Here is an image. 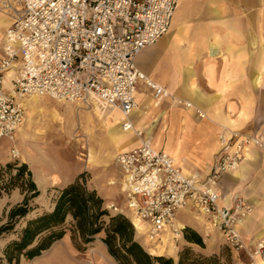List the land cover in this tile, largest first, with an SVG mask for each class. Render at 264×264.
I'll list each match as a JSON object with an SVG mask.
<instances>
[{"label":"built area","instance_id":"obj_1","mask_svg":"<svg viewBox=\"0 0 264 264\" xmlns=\"http://www.w3.org/2000/svg\"><path fill=\"white\" fill-rule=\"evenodd\" d=\"M177 2L0 0L2 9L16 12L0 48V139L14 142L24 121L22 100L33 96L85 108L97 101L125 117L136 108L139 81L156 103L169 98L162 86L138 70L135 58L169 31ZM12 69L15 76L4 93L5 75ZM197 115L201 117L198 111ZM124 128L129 129L130 124L126 122ZM135 135L139 144L117 154L115 162L125 209L142 226L145 239L159 243L176 214L192 207L207 218L231 248L244 251L235 227L249 208L240 200L232 209L220 206L222 195L217 183L223 173L238 168L248 148L261 147V141L240 131L231 132L226 140L220 138V150L211 170L200 182L196 175L183 173L167 153L154 149L141 132ZM10 155L17 159L19 152L13 147ZM104 209L113 214L121 212L113 203ZM171 234L176 241L182 236L178 228H171ZM246 254L248 261L244 264L264 259V237Z\"/></svg>","mask_w":264,"mask_h":264},{"label":"crops","instance_id":"obj_2","mask_svg":"<svg viewBox=\"0 0 264 264\" xmlns=\"http://www.w3.org/2000/svg\"><path fill=\"white\" fill-rule=\"evenodd\" d=\"M0 18L5 19L0 21L2 27H7L14 19L13 15L3 12ZM135 64L147 79L162 86L170 97L156 103L150 90L139 81L135 93L136 108L126 118L117 109L97 110L95 101L90 109L81 105L67 108L75 114L92 111V115L100 117L110 142H125L120 153L136 147L139 139L135 134L141 132V137L154 149L173 157L183 173L196 175L203 182L220 150V138L226 140L231 132L240 131L264 142V0H178L169 31L140 51ZM14 76L12 69L4 80L11 82ZM36 98L39 97L33 100ZM33 100L24 101L27 116L36 109H43L36 107L40 99L35 103ZM184 102L191 106L185 107ZM115 113L118 114V125L112 120ZM54 117L60 120L59 114ZM24 122L25 127L18 132V138L28 132L29 116ZM126 122L130 124L129 129L124 128ZM30 171L40 191L45 183L39 182L38 171ZM119 177L120 173L115 176V184L120 185ZM73 181L69 179L59 188ZM217 186L222 195L221 206L232 209L237 197L256 206L254 213L238 227L242 238L253 237L247 240L248 243L246 241L252 251L264 237V151L248 148L238 169L223 173ZM102 192L106 197L108 192ZM124 209V206L120 208V214L131 221V214ZM188 213L187 210L179 212L175 226L182 227L180 221H185L189 228L196 230ZM196 225L203 228L199 223ZM164 231L161 241L173 254L170 229ZM139 244L149 253L147 248L151 250L153 243L148 245L142 240ZM103 248L107 251L105 245ZM54 251L59 252V261L55 264H87L73 260L79 253L73 246L70 232L35 258L34 264Z\"/></svg>","mask_w":264,"mask_h":264},{"label":"rangeland","instance_id":"obj_3","mask_svg":"<svg viewBox=\"0 0 264 264\" xmlns=\"http://www.w3.org/2000/svg\"><path fill=\"white\" fill-rule=\"evenodd\" d=\"M1 12L0 10V13ZM7 27L0 26V41H2ZM8 83L7 80L4 82V93L9 91L10 81H8ZM28 99L33 100V98ZM36 99L41 100L36 104V107L43 109L42 111L36 109L28 115L31 119L29 128H27L28 132L24 134L22 138H18V132L25 127V122L23 121L14 135V142H10L7 139H0V164L4 165L8 162H16L20 165L27 163L28 168L40 173L39 177L41 181L39 182L45 183L40 190L39 197L33 201V206L36 208L27 218L44 210H50L52 208V200L57 195L59 189H61L59 187L62 183L69 179L75 180L78 177H81L87 189H97L98 192L96 190L94 191L100 198V195L104 196L102 191L105 193L108 192L107 196H104L105 198H101L103 207L109 203H113L119 209L124 206V195L118 188L119 184H115L117 182L115 176L117 177L120 173L115 158L116 155L121 152L125 142L118 144L110 142L109 137L105 133V127L101 118L92 115V111L91 113L75 114L74 110L72 112L67 110L68 107L74 108L75 104L55 101L48 98ZM36 99L33 100L34 103ZM56 114L60 116V120L58 121L54 117ZM28 116L24 109V119ZM13 147L19 152V157L17 159H13L10 155V150ZM256 148L260 151H264V142H261V147ZM32 162L35 164H32ZM119 178H121V176ZM21 200L22 195L18 190H14L8 195H3L0 198V219L4 221V216L8 210L20 203ZM237 200L242 201L244 205L249 208L247 214L252 215V213H254L256 208L255 205L245 202L241 197H237L235 201ZM187 211L190 212L188 215L191 217L193 226L196 230L190 229L201 237L203 248L189 243L184 239V229L189 227L187 226V222L180 221L182 227L178 229L182 232L181 238L177 241L174 240L173 237L170 239V241L172 240V247L173 244L175 245V248L173 247L174 253H169L167 244L160 241L159 243L151 244V250L146 247L149 253H151V256L170 257L177 260L179 253H181L183 249L189 248L195 254H202L205 256L216 255L222 256L223 258L229 257L232 264H238L239 262L245 263L248 261L246 252L250 251V249L247 240L253 238L252 236L249 235L247 239L240 237L245 250L235 251L227 244L223 235L210 225L204 215L192 207H189ZM107 214L108 216H105L103 219L105 223L108 222V218L111 216L122 215L120 213L113 214L108 212ZM24 221L25 220L19 224L18 228L24 225ZM132 221L135 223L133 217ZM196 223H199L203 228H198ZM67 232H70L69 227H67ZM101 235L95 236L93 241L87 245L82 244L81 241L76 238L77 235L75 238L72 236V240L73 238L75 239L74 243L79 249L77 250L75 248L79 254H77L76 258L73 260L87 264H117V262L108 255L107 251L104 250V243L100 238ZM12 238V235H7L0 239V248L2 249ZM134 239L138 243H141L142 240L148 243V245L150 243L142 235V232L139 233L134 231ZM36 261V259L31 261L21 259L20 262L23 264L25 262V264H34ZM58 261L59 252L54 251L53 254L36 264H55Z\"/></svg>","mask_w":264,"mask_h":264},{"label":"trees","instance_id":"obj_4","mask_svg":"<svg viewBox=\"0 0 264 264\" xmlns=\"http://www.w3.org/2000/svg\"><path fill=\"white\" fill-rule=\"evenodd\" d=\"M14 190L19 191L22 200L8 210L4 221L0 219V239L13 236L0 248V264H19L21 259L31 261L41 256L63 238L67 227L71 237L77 235L84 245L103 234L100 238L117 264H232L229 257L195 254L189 248L183 249L177 260L151 256L134 239V229L126 217L111 216L105 223L108 214L102 199L87 189L81 177L59 189L50 210L29 218L36 208L33 201L40 195L30 169L16 162L0 164V198ZM23 220L24 225L18 228ZM74 238L73 246L79 250ZM184 239L203 248L201 237L190 228L184 229Z\"/></svg>","mask_w":264,"mask_h":264},{"label":"bare ground","instance_id":"obj_5","mask_svg":"<svg viewBox=\"0 0 264 264\" xmlns=\"http://www.w3.org/2000/svg\"><path fill=\"white\" fill-rule=\"evenodd\" d=\"M0 10L3 12V14H5V15H9V16H11L12 17V15L13 14H15L16 12L15 11H8V10H6V9H2L1 7H0ZM0 21H5V19L4 18H0ZM14 70V69H13ZM34 97H36V96H33V97H29V98H34ZM39 98H43V97H39ZM46 98V97H45ZM26 99H28V98H25V99H23L22 100V104H23V107H24V101L26 100ZM77 105H79V104H77ZM95 106H96V108H97V110H100V111H103V110H105L106 108L104 107V106H101V104L100 103H98L97 101H95ZM85 108V107H84ZM24 109H25V107H24ZM87 109H90V108H87ZM117 111V110H116ZM119 111V110H118ZM120 112V111H119ZM119 112H116V113H119ZM115 113V114H116ZM121 113V112H120ZM108 114V113H107ZM114 114V115H115ZM123 116V115H122ZM121 117V116H120ZM124 118H126L125 116H123ZM107 118V117H106ZM112 120H113V122H114V125H118L119 124V119H118V114H116L115 116H112ZM127 129V128H126ZM170 156V155H169ZM173 158V157H172ZM173 160H174V162L176 163V161H175V159L173 158ZM177 164V163H176ZM239 167V166H238ZM119 169V168H118ZM238 169V168H237ZM236 169V170H237ZM236 170H234V171H236ZM234 171H232V172H234ZM231 172V173H232ZM121 179V178H120ZM120 190H121V183H120ZM122 191V190H121ZM219 205H220V201H219ZM221 206V205H220ZM188 208H186V209H184V210H182V211H186ZM179 212H181V211H179ZM178 212V213H179ZM177 213V214H178ZM176 214V215H177ZM249 214H246V215H244L243 216V218L237 223V225H236V227H235V229H236V231H237V233L239 234V230H238V227H239V225L241 224V223H243V221L247 218V216H248ZM133 217V216H132ZM132 217H131V222H132V224L136 227V229L138 230V231H141L142 230V226H139V224H138V222H137V220L134 218V221H135V223L132 221ZM175 218H176V216L174 217V219H173V222L171 223V226H169V227H166V228H169L170 229V234H171V228H178L177 226H175ZM165 228V229H166ZM144 230V229H143ZM142 230V231H143ZM172 235V234H171ZM239 236H240V234H239ZM241 237V236H240ZM161 238H162V235H161ZM175 245L173 244V247H174ZM175 248V247H174ZM173 249V248H172ZM255 262H256V264H264V259H259V258H257L256 260H255Z\"/></svg>","mask_w":264,"mask_h":264}]
</instances>
